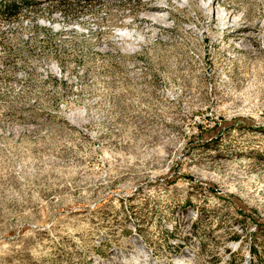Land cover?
Wrapping results in <instances>:
<instances>
[{
  "label": "rangeland",
  "instance_id": "obj_1",
  "mask_svg": "<svg viewBox=\"0 0 264 264\" xmlns=\"http://www.w3.org/2000/svg\"><path fill=\"white\" fill-rule=\"evenodd\" d=\"M174 3L0 0V264H264V0Z\"/></svg>",
  "mask_w": 264,
  "mask_h": 264
},
{
  "label": "bare ground",
  "instance_id": "obj_2",
  "mask_svg": "<svg viewBox=\"0 0 264 264\" xmlns=\"http://www.w3.org/2000/svg\"><path fill=\"white\" fill-rule=\"evenodd\" d=\"M154 0H144V11L140 17V20L144 21L145 23L149 24V27L155 31L159 32V30L166 29V25L168 24L169 18L166 10L165 2L167 0H162L160 4H154ZM174 1V4H177L178 7L184 8L185 5H187L188 0H169ZM214 1V0H213ZM172 4V3H171ZM201 9L206 10V15H213L215 16L216 20L219 22H222L223 25H225L226 29L232 30L231 34H235V32L241 31L243 28L236 25V18H234L232 15L224 14L223 9L219 8H213L212 2H204L200 5ZM232 16V17H231ZM143 22V23H144ZM170 25H168L169 27ZM240 34V33H239ZM140 35V34H138ZM134 34L127 30H118L117 38L118 41H128L130 38H133ZM139 37V36H138Z\"/></svg>",
  "mask_w": 264,
  "mask_h": 264
},
{
  "label": "trees",
  "instance_id": "obj_3",
  "mask_svg": "<svg viewBox=\"0 0 264 264\" xmlns=\"http://www.w3.org/2000/svg\"><path fill=\"white\" fill-rule=\"evenodd\" d=\"M76 1H85V0H76ZM16 3L5 4L4 13L6 15L15 13Z\"/></svg>",
  "mask_w": 264,
  "mask_h": 264
}]
</instances>
